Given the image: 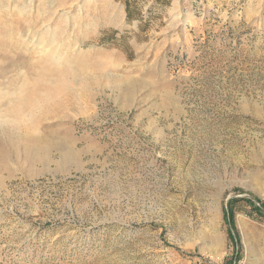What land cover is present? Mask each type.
<instances>
[{
	"label": "rangeland",
	"instance_id": "obj_1",
	"mask_svg": "<svg viewBox=\"0 0 264 264\" xmlns=\"http://www.w3.org/2000/svg\"><path fill=\"white\" fill-rule=\"evenodd\" d=\"M152 13L142 31L122 0H0L28 63L71 72L31 120L46 156L0 170V264H264V0Z\"/></svg>",
	"mask_w": 264,
	"mask_h": 264
},
{
	"label": "bare ground",
	"instance_id": "obj_2",
	"mask_svg": "<svg viewBox=\"0 0 264 264\" xmlns=\"http://www.w3.org/2000/svg\"><path fill=\"white\" fill-rule=\"evenodd\" d=\"M0 34L10 40L0 43V87L8 90L0 93V170L5 171L11 159L34 161L46 156L45 136L38 134L31 120L51 113L59 105L58 94L64 92L61 103L69 99L71 72L69 65L64 66L59 76L54 60L43 68L28 63L33 55L22 50L19 32L3 28Z\"/></svg>",
	"mask_w": 264,
	"mask_h": 264
},
{
	"label": "trees",
	"instance_id": "obj_3",
	"mask_svg": "<svg viewBox=\"0 0 264 264\" xmlns=\"http://www.w3.org/2000/svg\"><path fill=\"white\" fill-rule=\"evenodd\" d=\"M125 4V10H126V20L127 22H133L134 20H139V27L140 30L146 31L152 20L156 18V15H153L152 9L153 6H159V7H165L168 4H170L171 0H154L153 6L150 7L149 13L147 15L142 14V9L140 5V0H122ZM117 33L116 30L113 32L109 33L106 31L104 33V36L102 37V40L114 38L115 34ZM245 199V198H244ZM253 207L257 210H262L264 209V202L260 203V207L258 208L251 200H248ZM229 206H228V217L230 219V222L233 221L234 219V213H235V205H236V200L234 198L229 200Z\"/></svg>",
	"mask_w": 264,
	"mask_h": 264
}]
</instances>
